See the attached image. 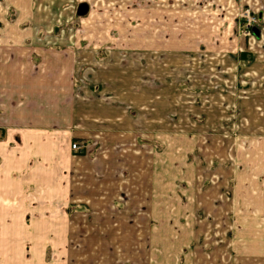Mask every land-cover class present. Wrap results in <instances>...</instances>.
<instances>
[{
	"label": "rangeland",
	"instance_id": "374dc122",
	"mask_svg": "<svg viewBox=\"0 0 264 264\" xmlns=\"http://www.w3.org/2000/svg\"><path fill=\"white\" fill-rule=\"evenodd\" d=\"M81 3L88 9L79 15ZM263 13L264 0H0V62L22 57V51L18 52L22 44L36 38L40 43L50 40L48 48L67 51L62 60L69 64L71 58L89 64L79 74L88 98L85 114L93 112L107 122L99 132L106 147L94 154L89 147L93 140L71 138L70 148L78 141L84 144L77 152L82 157L146 160L148 168L150 156L157 153L164 159L172 156L177 168L195 163L197 187L210 209L209 214L199 209L195 214V264H219L225 248L236 252L239 233L264 235V228H252L248 222L257 220V201H264L253 193L259 176L252 170L257 153L264 149H253L246 136L250 134L241 132L249 128L241 127L237 106L229 105L242 98L238 95H250L252 74L237 67L252 59L255 41L264 46L254 32L264 34ZM32 59L37 62L39 56L33 54ZM123 95L130 97L124 98L132 103L126 102L128 110L113 104L123 102ZM155 95L162 98L163 106ZM149 98L152 103H144L141 110V103ZM107 114L119 118L120 127L110 125ZM86 164L78 170L82 184L78 171L74 174L78 188L104 186L94 177L95 166ZM185 185L186 181H178L177 189ZM96 193L74 198V202L69 199L66 205L62 202L59 213L68 216L63 219L53 213L54 220L47 222L43 258L32 254L24 260L31 259L33 264H159L153 255L156 239L150 190L144 197L135 196L133 205L124 193L109 202ZM172 220L175 227L180 226L177 217L172 215ZM175 231L181 233L178 228ZM184 249L178 264L185 263Z\"/></svg>",
	"mask_w": 264,
	"mask_h": 264
},
{
	"label": "crops",
	"instance_id": "0c3cea01",
	"mask_svg": "<svg viewBox=\"0 0 264 264\" xmlns=\"http://www.w3.org/2000/svg\"><path fill=\"white\" fill-rule=\"evenodd\" d=\"M256 36L264 41L262 32ZM38 40L35 38L28 44H22V49L18 50L22 51V57L19 55L10 61L0 62V264H33L31 259L24 260L32 254L41 258L44 252L42 246L47 245V222L54 220L53 213L63 219L68 216L59 213L62 202L66 205L69 199L74 202V198L91 196L97 191V197L104 196L107 202L114 201L116 196L124 193L129 197L127 201L133 205L136 203L135 196L139 194L144 197L147 189L151 196L149 212L155 218L151 227L156 239L154 258L159 264H178L179 252L185 248L184 264H195L196 252L192 247L197 236L195 214L198 209L210 213L209 205L205 198H201V189L197 187L196 164L177 168L172 156L164 159L157 153L150 156L148 168L146 160L85 158L80 156L81 153L73 152L69 143L71 138L93 140L89 147L95 151L94 154L106 147L99 132L107 122L97 119L93 112L85 114V101L88 98L83 95L81 86L84 83H80L82 78L79 74L83 72L84 65L88 67L89 64H80L79 59L75 58H71L69 64L62 60L67 51L48 48L50 40L41 41L44 44ZM261 46L262 43L260 45L255 41L251 47L252 59L237 67L240 71L250 70L252 74L250 95H238L242 98L234 97L235 100L229 104L237 106L238 118H243L241 127L249 128L241 132L250 134L246 136L250 137L253 149L257 150L264 149V49ZM33 54L39 56V61L32 59ZM124 98L127 100L130 97L120 96L124 103L116 100L113 104L128 110L132 103ZM155 98L159 96L155 95ZM151 100H144L139 108L142 110V107H146L144 103L149 105ZM159 102L163 106L162 98H159ZM111 114L117 115L115 112ZM111 114H107L106 121L120 127V119ZM90 115L93 118L86 117ZM86 163L95 166L94 177L104 186L96 190L78 188V181L75 182L74 177L81 167L88 165ZM122 163L123 167H115V164ZM252 164L255 176H259L257 182H253L257 188L252 191L255 197L264 198V150L257 153ZM127 165L133 168L129 170ZM149 170L150 176H147ZM78 174L79 183L82 184L84 178L79 171ZM178 181H186V187L180 188L181 191L177 189ZM257 202V220L248 222L252 223V228H264V205L259 204H264V201ZM86 203L91 206L89 201ZM172 215L179 222L183 220V223L178 222L180 226L175 227L173 220L170 222ZM61 221L64 223V220ZM237 223L239 225V221ZM175 228L180 229L181 233L177 234ZM239 238L236 252L229 253L225 248L219 264L264 263V235L239 233ZM244 244L249 246L243 247Z\"/></svg>",
	"mask_w": 264,
	"mask_h": 264
},
{
	"label": "water",
	"instance_id": "95a60500",
	"mask_svg": "<svg viewBox=\"0 0 264 264\" xmlns=\"http://www.w3.org/2000/svg\"><path fill=\"white\" fill-rule=\"evenodd\" d=\"M88 9V5L86 3H81L77 9V14L82 15L84 14ZM255 34H258V30L254 29Z\"/></svg>",
	"mask_w": 264,
	"mask_h": 264
},
{
	"label": "built area",
	"instance_id": "2783aa9c",
	"mask_svg": "<svg viewBox=\"0 0 264 264\" xmlns=\"http://www.w3.org/2000/svg\"><path fill=\"white\" fill-rule=\"evenodd\" d=\"M83 148H84V144H81L78 141H74V142L71 143V149L74 152H80V151H82Z\"/></svg>",
	"mask_w": 264,
	"mask_h": 264
}]
</instances>
